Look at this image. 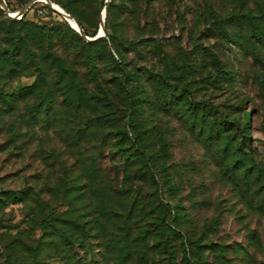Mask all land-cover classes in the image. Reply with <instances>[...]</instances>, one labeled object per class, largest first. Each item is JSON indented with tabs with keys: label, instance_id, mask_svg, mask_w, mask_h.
Wrapping results in <instances>:
<instances>
[{
	"label": "rangeland",
	"instance_id": "374dc122",
	"mask_svg": "<svg viewBox=\"0 0 264 264\" xmlns=\"http://www.w3.org/2000/svg\"><path fill=\"white\" fill-rule=\"evenodd\" d=\"M52 2L104 36L0 6V264H264V0Z\"/></svg>",
	"mask_w": 264,
	"mask_h": 264
},
{
	"label": "trees",
	"instance_id": "16d2710c",
	"mask_svg": "<svg viewBox=\"0 0 264 264\" xmlns=\"http://www.w3.org/2000/svg\"><path fill=\"white\" fill-rule=\"evenodd\" d=\"M52 1V0H51ZM47 6V5H46ZM61 6V5H60ZM48 7V6H47ZM7 18H8V20L10 21V22H13V23H15V24H18V23H21L22 25H24L25 24V26H27V24H26V21L24 20V18L22 17V18H20V19H15V18H11V17H9V16H7ZM227 25V23H226V21H222V22H219L218 24H216V26L218 27V28H222L224 31H226V26ZM81 26L83 27V29L85 30V32H86V34H88V32H87V30L84 28V25L81 23ZM47 28V27H46ZM46 28H43L42 29V32L43 33H45L46 32ZM26 32H28V31H26ZM77 33V32H76ZM96 33L97 32H94L93 33V35H96ZM227 37H229L230 38V40L232 41V42H234V43H236V44H243V43H246L244 40H242V39H239V38H231L232 36H227ZM253 37H254V39H256L258 42H260V43H263L264 44V33L262 34H259V33H256V34H254L253 35V33H251L249 36H246L245 37V39L247 40H249V41H252L253 40ZM19 39V38H18ZM27 39H29L28 37H27ZM21 41H23V42H26V40H25V38H23L22 37V40ZM21 43V42H20ZM86 43H88V42H86ZM89 60H90V62H91V58H88ZM216 62H217V64H216V66H217V68L220 70V71H223L221 68V65L219 66V64H218V60L216 59L215 60ZM121 68H122V70H123V72H124V74H123V76H124V79H127L128 77H129V75L131 74L130 73V71L126 68V66L124 65V62H121ZM64 98L68 101V99H71L72 98V96H68V94H64ZM68 103H71V102H69L68 101ZM245 120H246V124H247V126H249L250 125V120H251V117L250 116H248V117H246L245 118ZM231 129H233V128H231ZM16 197H14L13 199H15ZM24 199V198H23Z\"/></svg>",
	"mask_w": 264,
	"mask_h": 264
},
{
	"label": "water",
	"instance_id": "95a60500",
	"mask_svg": "<svg viewBox=\"0 0 264 264\" xmlns=\"http://www.w3.org/2000/svg\"><path fill=\"white\" fill-rule=\"evenodd\" d=\"M36 1H44L45 3H47L48 5H50L53 9H55L56 11L62 13L63 15L67 16L68 18H73L71 15L67 14L66 12H61L59 10H57V8L54 7V4L51 0H33L32 2H30L29 4H27L26 6H24L20 12L18 14H13L12 11L10 10V8L8 7V4L6 2V0H0V6L1 8L7 13L9 14L10 16L12 17H18L19 15H23L27 10L28 8H30L31 4L33 2H36ZM105 12L102 14V22H101V29L104 30V26H105ZM21 18V17H19ZM75 19V18H74ZM76 21V24H77V27L76 30L83 36L85 37L87 40H96L98 39L99 37H103L104 35L103 34H99L96 38H89L86 34V32L84 31V29L82 28L81 24L75 19Z\"/></svg>",
	"mask_w": 264,
	"mask_h": 264
},
{
	"label": "bare ground",
	"instance_id": "6f19581e",
	"mask_svg": "<svg viewBox=\"0 0 264 264\" xmlns=\"http://www.w3.org/2000/svg\"><path fill=\"white\" fill-rule=\"evenodd\" d=\"M53 4H54V7L57 8V10H59L61 12H66L60 5H58V4L54 3V2H53ZM72 19L75 21L74 18H70V20H72ZM73 23L75 24V27L78 28L77 24H76V21L73 22ZM101 32L104 33V30L102 29Z\"/></svg>",
	"mask_w": 264,
	"mask_h": 264
}]
</instances>
